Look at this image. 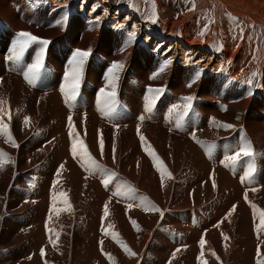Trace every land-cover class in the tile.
Segmentation results:
<instances>
[{"label": "rangeland", "instance_id": "1", "mask_svg": "<svg viewBox=\"0 0 264 264\" xmlns=\"http://www.w3.org/2000/svg\"><path fill=\"white\" fill-rule=\"evenodd\" d=\"M77 1L65 0L64 2L63 0L60 4H58L59 2H56V4L46 2V5H44L43 0H0V71H2L0 72V100L5 101L4 107L8 112V115L3 116L2 119L8 125L11 137L16 144V147H13L12 143L6 141L5 135L0 134V152L6 153L11 160V162L5 163L3 167H0V264H21V262L23 264H32L35 260L38 261V264H42V261L46 262V264H89L88 262H92L91 264H112L113 257L125 254L123 248H121V243L126 244L128 247H137L139 245L138 252L139 248L145 243L147 247L140 251V257H142L140 261L138 259L139 264H156L154 260L159 254L157 251L163 252L166 250V247L164 246L165 249H163L164 247L162 246L165 244L164 240L162 242L160 241L162 240L161 238L156 237V240L153 242L152 239L157 235V230L153 226L152 221L155 220L154 222H157L160 220V212H156L151 218L145 209L139 210L140 214H136L137 208L132 202L133 207L129 209L127 205L130 202L127 200L124 201L125 203H115L113 201L118 200L110 195H105L104 198L99 197L101 196L99 194L101 186H96V180L90 176L80 177L76 173L77 170H81L83 167L79 158L74 159L71 153L72 141L69 136L68 117L71 116L72 124L77 129L76 132L80 138L82 136V140L90 154L105 169L115 172L114 183L121 184L126 182L132 188V182L135 177L139 179L144 177L138 174L140 168L143 166H146L147 169L149 168L147 170L149 175L155 168L152 158L144 150L145 144L142 143L137 132L139 128L140 135L145 137L146 144L151 146L171 173L172 178L169 184H164V187L168 190L170 199L175 201L174 196L179 191V186L182 185L178 183L181 181V177L182 180H185L186 187H189L190 184L195 186L189 189V203L191 206L186 209L190 211V214L195 219L197 214L209 216L212 214L211 208L213 207L221 209V205H217L221 199L230 198L229 190H224L225 187L221 185L223 180L219 179V174H222V177L225 178V185L228 189H230V183L232 186H238L239 183L248 184L243 180L250 179L245 178L242 180L241 178L249 167H254V176L252 178L255 177L257 164L254 162L257 161V156L264 157V153H258V151L262 152L264 149L256 151V148L251 147L250 141H254L256 145L259 144V138L253 136L259 130L261 132V127L264 125V114L251 111L250 109L242 111L241 108L232 105V101L236 99L231 96L230 90H234L235 88L230 87L229 89L225 82L223 84V81H226V75L224 76L219 71L213 72V70H208V63L204 64L202 62L198 64L200 62L196 61L197 64L189 62L183 65L181 62H178L176 56L170 61L164 57L162 58L161 54L146 52L143 39H140V37L129 35L128 32L119 29H109L108 31V27L103 22H88L81 13H74L72 5L74 2L76 4ZM160 1L166 6L163 10L166 14L164 15L162 10L156 14L155 23H153V13L148 16L147 23L144 22L142 17L145 10L144 7L151 8V0H113V3L108 5L107 3H103L110 12L112 9L124 8L135 13L139 20L144 22L143 27L147 29L145 33L152 37L156 34L154 27L159 20V23L169 32V28L174 25L173 23L179 21L180 18L182 20L185 18V30L182 31L184 26L179 25L174 27L170 33L174 38L181 40L183 43L187 42V44H189L188 40H191L193 37L189 38L188 35V29L191 24L196 27V30L198 29L197 34L208 25L206 27V34H196L195 42L205 44L204 49L209 53L214 48L213 41L205 43L204 41L212 28V26H209L212 21L218 22L221 28H225L226 25H233V27H230V31L226 33L228 39H230L231 49H234L235 45H239V48L240 44L245 46V43L247 44L246 49L252 43H254V46L255 44H259L260 35L256 34L257 36H254L253 32L255 30L253 31L249 28L243 31V24L238 22L237 20L239 19L234 18L232 14L229 15L226 12L223 15L213 16L209 8L205 6L197 8L193 0ZM231 1L246 8L244 7V0ZM253 3L256 6L254 7L255 9H258L261 5L264 8V0H255ZM167 7H173L178 12H170L167 10L170 8ZM247 10L249 9L247 8ZM260 12H262V9H260ZM251 13L253 14L252 11ZM189 14L191 16L187 18L186 16ZM230 21L232 23L228 24ZM257 26L255 25L254 27L257 28ZM237 28L239 31H237ZM21 31L31 33L40 39H45L49 43L46 48L36 43L30 45L23 59L19 63H13L8 61L7 57L11 55L12 49L18 39V33ZM220 36L221 34L217 32V38H220ZM245 36L246 38H244ZM235 37H238V39H235ZM241 39L242 42H240ZM244 40H246L245 43ZM249 41H251V44ZM179 47L177 49L174 48L175 53L179 54ZM42 49L43 51H41ZM76 49H90L91 54L85 61L81 72L78 88V93L80 94L77 93L80 100H76L78 102L76 107H71L68 105L61 88L65 83V72L71 66L72 56ZM252 49L250 50L254 52ZM217 51L216 58H219L221 61V51ZM230 52L228 51L227 55H225L226 59H232L234 56L233 50ZM244 54L246 55V53ZM37 56L42 57L43 68L33 86L27 82L23 73L26 66L32 63ZM214 61V59L210 61L212 65H215ZM113 62H121L124 67L120 71L119 79L116 82V112L113 116L106 117L100 111L102 105L99 103V90L106 86L109 75L108 70ZM165 64L167 66L164 71L159 72L160 68ZM158 72L159 74L156 75ZM149 88L160 89L161 92L153 111L146 113L145 105L147 98L151 95L147 91ZM25 90L26 92L28 90V94L20 93ZM188 96L193 98L192 107L188 114L180 119L178 114L172 111V106H182L184 103L183 98ZM58 99H61L62 102L58 103ZM29 101L33 102L30 103ZM61 103H63L64 108H69V110L67 109L68 113H65L66 115L63 114L65 119L58 106H61ZM14 105H17V108H13ZM41 106L44 107L43 110ZM118 109L121 111H117ZM141 116H144L146 119L140 120L139 117ZM25 117L30 118V122L27 125L24 123ZM178 120L181 124L179 128L177 127ZM60 124H62V127L59 128ZM223 125H231L232 127L226 128ZM60 129L65 134H61ZM248 131H252V135ZM100 137H102L104 143L103 155H101L98 144V138ZM63 141L69 144L68 148L67 144H64ZM235 141H237L238 147L247 145L253 152V155L251 157L242 156L235 166H225V163H222V161H224L226 155L230 154V151L233 149L230 144ZM187 142H190L192 147H186L188 145ZM113 147L115 148V152L113 151ZM175 151H188V153L182 159ZM196 152H198L199 158L195 157ZM131 154L133 157L130 156ZM187 156H191L192 159ZM131 157L132 160H136L133 162V165L131 164L132 160L129 159ZM122 158L123 160L120 161ZM200 163L208 166L205 170L207 172L206 175H200L204 174L203 166ZM119 164H121V167H118ZM215 164L217 165L215 166ZM61 165H63L62 169ZM133 166L136 169H133ZM208 168L211 171L207 170ZM241 169L242 171H240ZM58 171L60 172L59 177L56 175ZM136 171L137 173H135ZM156 172L159 174L158 171ZM125 174L128 177H125ZM197 174L204 177L199 183H195L198 177ZM208 175L214 177L210 178ZM95 177L102 181L100 179L102 177L99 174H95ZM54 181L58 182L54 183ZM100 184L103 186L102 182ZM160 185L161 178L159 174L158 179L152 182L154 194H158L157 187ZM249 188L245 190L242 197L238 198V202L234 203L235 210H232V215L235 217V222L237 223L234 225L235 227L230 231L228 230L230 227V215H228L230 206L225 209V214L217 221V225H219L218 227L216 225L217 228L221 226L227 228L229 239L225 242L218 238L207 241H212L214 244L210 245L211 248L205 250L206 257L203 260L207 264H211L212 262V264H218L216 261L223 257L221 253L226 254L224 264H234L231 261H235L234 259L236 258L230 257V248L231 251L237 248L240 253L245 252L246 244L242 236V230L239 232L240 221L246 217L247 206L252 208L255 205V208L257 206L260 207V210H264V183L258 189L260 190L258 193L254 186L250 190ZM61 191L67 193L72 210L62 211L57 215L51 212L53 206L52 197L54 193L58 194ZM250 192L252 195L257 194L255 196L258 199L257 203H251L249 197L252 195ZM153 193L150 191L149 194L154 198ZM146 196L148 201L152 203V197L144 191L143 197ZM119 199L122 200L121 197ZM57 202V207H63L59 200ZM106 203L109 207L108 217L103 216V207ZM240 203H244L247 206ZM122 207L126 208L125 211ZM175 207H177L176 204ZM142 214L144 216L147 215L148 218H144V216H141ZM49 216H51V219H49ZM156 216L158 217L156 218ZM131 218L136 221V227H133ZM124 219L125 221L128 219L132 225L136 232L135 237L127 230ZM194 219L193 221H195ZM225 220L229 226L224 225ZM109 223L113 225V228L106 235L105 230ZM249 223L251 225L250 221ZM76 224H81V226L86 224L88 230L80 232ZM141 224L143 225L141 226ZM152 226L153 228L150 229ZM163 226L165 225H161V231L164 230L165 234L170 231L168 228L166 230V226ZM48 229L52 231L49 232ZM177 229L171 228V231L182 240L183 238L190 237L193 233L186 230L183 231L181 236L179 232L182 230L177 231ZM111 232L118 234L117 239L112 238ZM146 232L152 233V240L150 242L148 241L150 236L146 237ZM205 233H203L204 239ZM41 235L42 238H40ZM88 236L92 239L91 241ZM139 236L141 239H139ZM237 237H240L241 241H238L240 244H234L237 241L233 238ZM51 240H56L55 246L50 242ZM119 240L120 242H118ZM198 240L200 241V238ZM35 241L37 242L36 244ZM101 241L103 242L102 244ZM242 241L243 245L241 244ZM129 242L131 243L129 244ZM94 246L98 249L97 251L94 250ZM157 247H160V249ZM41 248H44L47 257L51 258L49 261L41 258L42 256L39 253ZM78 249L81 254L78 252L80 255L77 253L76 256L74 252ZM204 249H201V252H204ZM189 250H186L188 254L191 251ZM73 255L76 256L75 259H73ZM109 256L111 259L108 258ZM186 256L180 255L179 257H174L173 260L177 264H184V261L187 259ZM19 257L20 259H18ZM117 258H114L115 261L113 260L115 264H131V260L133 261L130 258V261L122 257L119 260ZM125 260L128 262L124 263ZM193 264H195L194 261Z\"/></svg>", "mask_w": 264, "mask_h": 264}, {"label": "bare ground", "instance_id": "2", "mask_svg": "<svg viewBox=\"0 0 264 264\" xmlns=\"http://www.w3.org/2000/svg\"><path fill=\"white\" fill-rule=\"evenodd\" d=\"M41 1V0H40ZM44 1V5H46V2L48 3H52V4H56V2H59L58 4H60V2H63V0H43ZM102 1V2H101ZM237 1V0H236ZM241 1V0H240ZM253 1L255 0H244V7L246 8H243V6H240V5H237L235 2H232L231 0H193L195 6L197 8H201V6H205L206 8H209L210 11L213 13L212 15L213 16H219V15H223L224 13H228L229 15L232 14V16L236 19H239L237 20L238 22H241L243 25H242V30L244 31L245 29L247 30L248 28L251 30H255L253 32V35L255 36L256 34L260 37H259V41L258 43L259 44H255L254 46V43L251 44V41H249V43L251 44L250 46H247L248 48L246 49V40H244V43H245V46L240 44V48H239V45H235L234 49L230 48V39H228L227 37V32L230 31V27H233V25H229V26H225V20L223 21L224 26L225 28H221L219 26V23L216 22V21H212L211 24L209 26H212L209 34L207 35V38L206 40L204 41L205 42H208V41H213V44H214V48L213 50L209 52H207L205 49H204V45L205 44H199L197 41L195 42V36L197 34V30H196V27L191 24L189 26V29H188V35H189V38L191 36H193L191 38V40H188V43L185 42L183 43L181 40L179 39H176L172 36V34L170 32H172V29L176 26H184L182 31L185 30V18L184 20H182V18H180L179 21H176L175 23H173L171 26V28H169V32L167 30H165L164 26H162V24L159 23H156L155 27H154V32H156L155 36H150L148 34H146V30L147 29H144L143 25H144V22L147 23V20L149 19L148 16H150L151 13L155 12V14H158L160 13V11L163 10L166 8V6L160 1V0H151V8L148 9V7H144V11H143V20L144 22L140 21L139 18L136 16L135 13L131 12V11H128L127 9H112L111 12L110 10H108L106 8V6L104 5V3H107L108 4H111L113 3V0H78L75 4V2L73 3L72 5V11L74 13H81L82 16L85 18L86 21L88 22H92L94 23V21H101L105 24V26H107V30L109 31V29H119L121 31H124V32H128L129 35H132L133 33H135L136 36L140 37V39H143V44H144V47H145V51H149V52H152V53H157V54H161L162 55V58L164 57L165 59L167 60H170L173 59L174 56L177 57V60L178 62H181L183 65H186L187 63L189 62H192V63H196V61L200 62L198 64H201L202 62H204V64H207L208 63V70H213V72H221L224 74V76L226 75V81H223V84L224 82L228 85V88L230 89V87H233L235 88L234 90H230L231 92V96L235 97L236 100H233L232 101V105H235L237 108H241L242 111H245L246 109L247 110H251V111H255V112H258L260 114H264V8L263 6L261 5V7H259L258 9H255L253 4ZM65 2V0H64ZM104 2V3H103ZM250 3V5H249ZM51 4V6H52ZM54 6V5H53ZM116 7V6H115ZM167 8H170V7H167ZM247 8L250 10H247ZM260 9H262V12H260ZM169 10L170 12L172 11H176L175 8H170V9H167ZM169 11H167L169 13ZM251 11L253 12V14L251 13ZM161 12V13H162ZM178 12V11H176ZM164 13V12H163ZM162 13V14H163ZM255 13V15H254ZM141 14V13H140ZM166 13H164L165 15ZM261 14V15H260ZM211 15V13H210ZM211 15V16H212ZM189 16H191V14L187 15L186 17L188 18ZM263 16V17H262ZM147 17V19H146ZM157 18V17H156ZM226 18V17H224ZM228 18V17H227ZM170 19V17H169ZM70 20V18H69ZM73 20V19H72ZM152 20V19H151ZM232 20V19H231ZM168 21V20H167ZM207 21V20H206ZM221 21V20H220ZM228 21V20H226ZM188 22V21H187ZM190 22V21H189ZM201 23V22H200ZM210 23V21H209ZM232 23L231 21L228 23L230 24ZM237 23V22H236ZM188 24V23H187ZM202 24V23H201ZM222 24V23H221ZM220 24V25H221ZM238 25V24H237ZM255 25H258L257 28H255L254 26ZM208 26V25H207ZM205 26V30L202 29V31L197 34V35H201V33L206 34V27ZM223 26V24H222ZM241 26V25H240ZM238 27V26H237ZM199 28V27H198ZM236 29V28H235ZM94 30V29H93ZM233 30V29H232ZM115 31V30H113ZM237 31L238 28H237ZM241 31V29H240ZM242 31V32H243ZM217 32L221 34L220 38H217ZM261 34H260V33ZM145 33V35H143ZM238 33V32H237ZM246 33V32H245ZM99 34V33H98ZM195 34V35H194ZM232 34V33H231ZM252 34V33H251ZM234 36H236L235 33H233ZM244 35V34H243ZM248 35V33H247ZM246 35V36H247ZM256 35V36H257ZM246 36L244 38H246ZM249 36V35H248ZM200 37V36H198ZM197 37V38H198ZM242 37V36H241ZM234 38V37H233ZM238 39V37H235V39ZM243 38V39H244ZM256 38V37H255ZM232 39V38H231ZM258 39V38H257ZM186 40H187V37H186ZM250 40V39H249ZM234 41V40H233ZM232 42V41H231ZM242 42V39L241 41ZM130 43V42H129ZM128 43V45H129ZM187 44V45H186ZM232 44V43H231ZM115 45V44H114ZM226 45V46H225ZM116 46V45H115ZM126 46V45H125ZM179 47V54L178 53H175L174 51V48H178ZM228 46V47H227ZM232 46V45H231ZM117 47V46H116ZM130 47V46H129ZM243 47V48H241ZM253 49H252V48ZM84 48V46H83ZM114 48V47H113ZM123 48V47H122ZM134 48V47H133ZM231 49V50H230ZM250 49L254 50L251 51ZM257 51H256V50ZM123 50V49H122ZM221 51V55H222V60L220 61L219 58H216V55L218 53V51ZM233 50V53H234V56L232 57V59H226L225 55H227V52L229 51H232ZM231 53V52H230ZM246 53V55L244 54ZM239 54V56H238ZM127 55V54H126ZM132 55V54H131ZM230 55V54H229ZM133 56V55H132ZM232 56V55H231ZM228 57V56H227ZM215 60V65H212V63L210 62L211 60ZM206 60V61H204ZM220 62H222L220 64ZM224 63V65H223ZM3 64V63H2ZM197 64V63H196ZM58 65V64H57ZM212 65V66H210ZM206 69V68H205ZM2 72V71H0ZM253 73H255V76H253ZM215 74V73H214ZM199 75V74H198ZM220 75V73H219ZM2 76V75H1ZM208 76V75H207ZM205 77V76H204ZM199 78V77H198ZM249 80H251V83H249ZM5 81V80H4ZM3 81V82H4ZM99 82V81H98ZM20 85V84H19ZM22 86V85H20ZM24 87V86H23ZM26 87V86H25ZM227 87V86H226ZM20 88V87H19ZM25 89V88H24ZM16 90V89H15ZM20 92V91H18ZM20 93H27L28 94V90L26 92L25 91H21ZM37 98V97H36ZM57 99V97H56ZM26 100V99H25ZM30 100V99H29ZM37 100H39L37 98ZM45 100V99H44ZM92 100V99H91ZM40 101V100H39ZM30 102V101H29ZM33 102V101H32ZM30 102V103H32ZM35 102V101H34ZM43 102V101H42ZM59 102H62L61 99H58V103ZM88 102V101H87ZM93 103V102H92ZM48 104V103H47ZM53 104V103H52ZM31 105V104H30ZM17 105H14V107H16ZM59 106V109H60V112L63 116V118L65 119L64 115H66L65 113H68V110L69 108H64L63 107V103H61V106ZM95 106V105H94ZM17 108V107H16ZM42 110L44 109L43 106H41ZM68 109V110H67ZM41 110V109H40ZM41 110V111H42ZM15 111V110H14ZM58 113V112H57ZM88 113V112H87ZM53 114V113H52ZM64 114V115H63ZM57 116V114H56ZM60 117V116H59ZM243 117V116H242ZM58 118V117H57ZM146 119V118H145ZM236 122V121H235ZM242 122V121H241ZM93 124V123H92ZM82 125V124H81ZM96 125V124H95ZM119 125V124H118ZM92 126V125H91ZM126 126V125H125ZM62 127V124L59 125V128ZM80 127V126H79ZM78 127V128H79ZM84 127V126H83ZM93 127V126H92ZM258 128V127H257ZM82 129V128H81ZM261 132L259 130L258 133L254 134L253 137H258L259 138V144H254V141H250V144H251V147L253 148H256V151L257 150H263L264 149V125H262L261 127ZM61 130V129H60ZM77 130V129H76ZM83 131V130H82ZM94 131V130H93ZM258 131V130H257ZM79 132V131H78ZM149 132V130H148ZM194 132V131H193ZM250 135H252V131H248ZM61 134H65L64 131H60ZM83 133V132H82ZM81 133V134H82ZM86 133V132H85ZM254 133V132H253ZM133 134V133H132ZM87 135V134H86ZM100 135V134H99ZM84 136V135H83ZM88 136V135H87ZM91 136V135H90ZM89 137V136H88ZM96 137V136H95ZM186 137V136H185ZM93 138V137H92ZM101 138V137H100ZM216 138V137H215ZM81 139H82V136H81ZM149 139V138H148ZM188 139V137H187ZM231 139V138H230ZM90 140V139H89ZM257 142V141H256ZM4 143V142H2ZM64 143V141H63ZM66 143V142H65ZM64 143V144H65ZM95 143V141H94ZM118 143V142H117ZM188 145H186V147L189 148V146L192 147V144L190 142H187ZM67 144V148L69 147V144ZM99 144V143H98ZM104 144V143H103ZM122 144V143H121ZM91 145V144H90ZM182 145V144H181ZM232 146V150L230 151V154H232L235 150H237L239 147L237 145V141L233 142L232 144H230ZM249 145V144H248ZM256 145V146H255ZM89 147V146H88ZM91 148V147H90ZM114 148V147H113ZM127 148V147H125ZM130 148V147H128ZM136 148V147H135ZM131 150V149H130ZM134 150V149H132ZM137 151V150H136ZM142 151V150H141ZM229 152V151H228ZM134 153H136L134 151ZM138 153V152H137ZM175 153L178 154V156H180L182 159L183 157L188 153V151H175ZM258 153H264V151L262 152H259ZM125 154V153H124ZM257 154V152H256ZM137 155V154H135ZM134 155V156H135ZM139 155V154H138ZM130 156L133 157V155L131 154ZM101 157V156H100ZM120 157V156H119ZM127 157V156H126ZM129 157V156H128ZM132 157L129 158L132 160ZM188 158H191V156H187ZM195 157L196 158H199V154L198 152L195 153ZM194 158V157H193ZM139 159V157H138ZM254 159V158H253ZM123 160L120 159V161ZM126 160V159H124ZM148 160V159H147ZM168 160V159H167ZM194 160V159H193ZM192 160V162H193ZM201 160V159H200ZM219 160V158H218ZM243 160V159H242ZM248 160V159H247ZM257 161H255L254 163L257 164V172L255 174V177L250 179V180H243L245 183H248L247 185L246 184H240L238 186H232V184L230 183V189H228L225 185V178L222 177V174H219V179L223 180L222 182V186L225 187L224 190H229V195H230V198H223L221 199L220 203H218L217 205L220 206L221 205V209L219 208H211V212L212 214H210L209 216H203V215H200V214H197L196 215V218L194 219V216L192 214H190V211L186 210L188 207L191 206V204L189 203V200H190V193H189V189H192L194 188L195 186L193 184H190V186L186 187L185 186V180L183 179L182 180V177H181V181H179L178 183H181L182 185L179 186V191L177 192V194L174 196L175 198V201H172L169 197V194H168V190L167 188H165L164 186L162 187L161 185L157 187L158 189V194H154L153 191H152V182L154 180H157L158 177H159V174H157V170L156 168H154L151 172V174L149 175L148 174V169L146 168V166H143L142 168H140L138 170V174L139 175H142V176H148L147 177H141L140 179L139 178H134V181L132 182V186L133 188L136 190L135 191V195L136 196H143L144 195V191L147 195L151 196L150 191L153 193L154 195V198L152 197V204L159 208L161 210V212H163V215H161L160 213V220L157 221V222H154L152 221L153 223V226L155 227V229L157 230V235L154 236L152 239H153V242L156 240V237H159L161 238L163 242L164 240V245H162L163 247L165 246L166 247V250L163 251V252H160V251H157L159 252V254L156 256L157 258L154 260V262L156 264H177L173 258L174 257H179L180 255H187V259L189 260H185L184 261V264H193V261L195 262V264H201L200 261L201 259H203L204 257H206V252L205 250H208L210 247V245H214L213 242H207V241H210V240H214L215 238H218L220 239L221 241H224L225 240L223 239V236H222V233L224 235H227V228H223L222 226L220 228H217L216 225H217V221L225 214L226 212V208L230 206V211H231V214H230V227L228 228V230H232L236 225L237 223L235 222V217L232 215V208L234 206V203H237L238 202V198L239 197H242L245 190L247 188H251L254 186V188L257 190V193L260 192V190H258L264 183V157H259L257 156ZM136 161V160H135ZM134 160H132L131 164L133 165V162H135ZM145 161V160H144ZM187 161V160H186ZM214 161V160H213ZM139 162V161H138ZM242 162V161H241ZM240 162V163H241ZM249 162V161H248ZM251 162V161H250ZM127 164V162H125ZM204 163V162H203ZM108 164V163H107ZM140 164V162H139ZM202 163H200L201 165ZM218 164V163H217ZM215 164V166L217 165ZM252 164V163H251ZM121 164H119L118 167H121L120 166ZM129 166V164H127ZM135 165V164H134ZM247 165V164H246ZM250 165V164H249ZM183 166V165H182ZM203 166V170H204V174H200V175H206L207 172L205 171L206 170V166L205 164H202ZM132 167V166H131ZM135 166H133V169H136L134 168ZM140 167V166H139ZM219 167V166H218ZM123 168V167H122ZM128 168V167H127ZM130 168V167H129ZM214 168V167H213ZM121 169V168H120ZM124 169V168H123ZM75 170V169H74ZM188 170V169H187ZM191 170V169H190ZM189 170V171H190ZM207 170H210L211 169H207ZM220 170V169H218ZM231 170V169H230ZM116 171V170H115ZM151 171V170H150ZM193 173H195L194 170H192ZM191 171V172H192ZM239 171V170H238ZM242 171V169L240 170ZM128 172V171H126ZM182 172V171H181ZM185 172V170H184ZM188 172V171H187ZM186 172V174H187ZM190 172V173H191ZM219 172V171H218ZM78 175L80 177L84 176H90L92 177V179H95L96 180V186L99 187L101 186V189H99V194L101 196H99L100 198H104L105 195H110L111 197H114L116 200L118 201H113L115 203H125L124 201L127 200L129 201L130 203L132 202V204H134L137 208V212L136 214H140V211L139 210H143L144 207H141V206H137V204L139 203L138 200H128L124 197H121L122 200H120L118 198V196H113V192L116 190V186L118 185V183H114V181L112 183H110L107 187H105L104 185L102 186L100 183L102 181H100L98 178L95 177V174L94 173H90L88 171H85V169H81V170H77ZM115 173V172H114ZM124 173V172H123ZM122 173V175H124ZM137 173V171L135 172ZM183 173V172H182ZM192 173V174H193ZM213 173V172H212ZM238 173V172H236ZM119 174V173H118ZM134 174V173H133ZM196 174V173H195ZM210 174V172H209ZM132 175V174H131ZM198 177L196 178L195 180V183H199L202 181V179L204 177L200 176L199 174H197ZM214 175V174H213ZM236 175V174H235ZM240 175V174H239ZM130 176V175H129ZM181 176V175H180ZM183 176V175H182ZM209 176V175H208ZM224 176V175H223ZM125 177H128V175L125 174ZM210 177V176H209ZM214 177V176H213ZM213 177H210V178H213ZM228 177V176H227ZM184 178V177H183ZM85 179V178H84ZM102 179V178H100ZM121 179V178H120ZM133 179V177H132ZM227 179V178H226ZM242 179V178H241ZM117 181V180H116ZM115 181V182H116ZM123 181V179H122ZM129 181V179H128ZM210 181V180H209ZM80 182V181H79ZM83 182V181H82ZM121 183V181H119ZM170 182V179H166L165 178V181H164V184H169ZM218 182V181H217ZM85 183V182H84ZM213 183V182H212ZM198 185V184H197ZM210 186V185H209ZM192 187V188H191ZM217 188V187H215ZM249 188V190H250ZM106 189V190H105ZM175 189V188H174ZM263 189V187H262ZM74 190V189H73ZM72 190V191H73ZM81 190V189H80ZM223 191V190H222ZM263 191V190H262ZM225 192V191H224ZM247 192V191H246ZM252 192V191H251ZM250 192V193H251ZM176 193V191H175ZM249 193V194H250ZM94 194V193H93ZM199 194V193H198ZM223 194V193H222ZM219 195V194H218ZM252 195V193H251ZM257 194H254L252 196L249 197V199H251V203H257L258 199L255 198ZM97 196V195H96ZM248 196V195H246ZM147 197V196H146ZM97 199V198H96ZM199 199V198H198ZM100 200V199H99ZM110 200V199H109ZM217 200V199H216ZM219 200V199H218ZM98 201V199H97ZM101 201V200H100ZM112 202V201H111ZM128 202V203H129ZM248 202V201H246ZM58 203V202H57ZM254 203V204H255ZM175 204L177 205V207H175ZM241 204V203H240ZM63 205V204H61ZM241 205H244V206H247L245 205L244 203L241 204ZM82 206V205H81ZM201 206V205H200ZM252 206V205H251ZM62 208V206H60ZM96 207V206H95ZM248 209H247V214H245V219L244 220H241V224L239 226V232H241L242 230V236L244 237V242H245V247H246V250L245 252L243 251V253H240L238 251L237 248H234L235 250L234 251H231V248H230V245H229V248H230V257H234L236 259H234L235 261H231V262H234V264H257L258 262V259H260V257H257V248L259 247L261 252L264 253V232L262 231H259L257 229V224L259 223V219H258V214L255 212L253 206L252 208L247 206ZM246 207V208H247ZM125 211L126 208L122 207ZM260 207H257L256 206V209H259ZM191 209V208H190ZM72 210V209H71ZM199 210V209H198ZM229 210V209H228ZM240 210V209H239ZM242 210V209H241ZM78 211V210H77ZM99 211V210H98ZM242 212V211H241ZM75 213V211H74ZM79 213V212H78ZM142 213V212H141ZM204 213V212H203ZM240 213V212H239ZM238 213V214H239ZM148 216L152 218V216H154L156 214V212H153V211H148ZM76 215V214H74ZM242 215V214H241ZM141 216H144L143 214ZM148 216H144V218H148ZM156 216V218L158 217ZM228 216V215H227ZM244 216V214H243ZM249 216V217H248ZM98 217V216H97ZM134 218V217H133ZM143 218V217H142ZM149 218V219H151ZM244 218V217H243ZM242 218V219H243ZM76 219V218H75ZM154 219V218H153ZM152 219V220H153ZM193 219L195 221H193ZM132 220V218H131ZM139 220V219H138ZM146 220V219H145ZM91 221V220H90ZM141 221V220H140ZM249 221L251 222V225L249 223ZM79 222V220H78ZM146 222H148L146 220ZM224 225H227V222L226 220L224 221ZM124 223L126 224L127 226V230H129L130 234L134 235V237L136 236V232L134 231L132 225L129 223L128 219H124ZM142 223V222H141ZM221 223V222H220ZM74 224V223H73ZM140 224V223H139ZM149 224V222H148ZM165 225L163 227L170 229L169 232H167L165 234V231L162 230L161 231V225ZM222 224V223H221ZM78 225L79 227V231L80 232H85L88 230V226L85 224L84 226H81V224H76ZM143 224H141L142 226ZM146 225V223H145ZM152 225V224H151ZM147 226V225H146ZM153 226L150 228L152 229ZM90 227V226H89ZM121 227V226H120ZM188 227V228H187ZM76 228V227H75ZM144 228V226H143ZM148 228V227H147ZM171 228L172 229H175V228H178L177 231H181L179 232V234L182 236V233L183 231H186L189 232H193L190 237H187V238H183L182 239H179L178 235L173 233L171 231ZM137 229V228H136ZM92 230V229H91ZM126 230V229H125ZM201 230V231H200ZM139 231V230H137ZM149 231V230H147ZM154 231V230H152ZM176 231V230H175ZM42 232V231H41ZM145 232V231H144ZM150 232V231H149ZM205 233V245L206 247H204V252H203V257L201 258V247H200V244H199V238L201 240V238L203 237V233ZM232 232V231H231ZM128 233V232H127ZM80 234V233H79ZM129 234V235H130ZM151 234L152 233H148L146 232V237L150 236L148 238V241L150 242L152 239H151ZM164 234V235H163ZM39 235V234H38ZM43 235V234H42ZM42 235L40 236V238H42ZM111 235V234H110ZM144 236V234H142ZM186 235V233H185ZM187 236V235H186ZM228 236V235H227ZM89 237V236H88ZM132 238V237H131ZM204 238V237H203ZM240 238V237H239ZM238 237L237 238H233L235 241H237L236 243L234 242V244H238L241 240L239 239ZM242 238V237H241ZM139 239L140 236H139ZM89 240L91 241L92 239L89 237ZM180 240V242H178ZM125 241V240H124ZM146 241V240H145ZM239 241V242H238ZM95 242V240H94ZM106 242V241H105ZM120 242V240H119ZM135 242V240H134ZM159 242V241H158ZM217 242V241H216ZM220 242V241H219ZM230 242V241H229ZM37 242L35 241V244ZM110 243V242H109ZM126 243V242H125ZM131 242H129L130 244ZM39 244V243H38ZM82 244V243H81ZM233 244V243H232ZM233 244V245H234ZM240 244V243H239ZM241 244L243 245V241L241 242ZM95 245V244H94ZM132 245V244H131ZM217 245V244H216ZM219 245V244H218ZM33 246V245H32ZM82 246V245H81ZM84 246V245H83ZM104 246V245H103ZM139 246V245H138ZM138 246L137 247H134V246H130L128 247L129 249H131L132 252L135 253L134 256L126 253L124 251L125 254H119L118 256H115L113 257L112 259V264H115V260L114 258H117V260H119L121 257L123 259H133V261L131 260V264H139V261L141 259L140 257V251L144 248H146V244L144 243V245L142 247L139 248V252L137 251L138 249ZM161 246V245H159ZM186 246V247H184ZM220 246V245H219ZM88 247V246H87ZM165 247L163 249H165ZM240 247V246H239ZM122 248V247H121ZM160 249V247H157ZM214 248V247H213ZM217 248V247H216ZM32 249V247H31ZM77 249V248H76ZM85 249V248H84ZM105 249V248H104ZM162 249V250H163ZM177 249H179V251H176ZM190 249L189 251V254L186 250ZM245 249V248H244ZM94 250L97 251L98 249L95 248L94 246ZM92 250V251H94ZM219 250V249H218ZM225 250V249H224ZM25 251V250H24ZM33 252H35L34 250H32ZM37 251V250H36ZM64 251V250H63ZM69 251V250H68ZM88 251V250H87ZM91 251V252H92ZM226 251V250H225ZM38 252V251H37ZM80 253L79 249L74 252L77 256V253ZM100 252V251H99ZM138 252V253H137ZM212 252V250H211ZM30 253V252H29ZM40 253V252H39ZM49 253V252H48ZM78 253V255H80ZM84 253V252H83ZM175 253V255H173ZM208 253V252H207ZM219 253H221L219 251ZM32 254V253H30ZM29 254V255H30ZM34 254V253H33ZM19 255V254H18ZM49 255V254H48ZM221 255H223L222 259H219V260H215L218 264H224V261H225V258H226V254L224 253H221ZM22 256V255H21ZM20 256V257H21ZM76 256L73 255V259L76 258ZM82 256V255H81ZM114 256V255H113ZM20 257L18 259H20ZM32 257V256H31ZM221 257V256H220ZM30 258V257H29ZM42 259H44L45 261H49L51 258H48L47 257V254H45L43 257H41ZM59 258V257H58ZM36 259V258H34ZM63 259V258H62ZM68 259V258H67ZM129 259V261H130ZM139 259V261H138ZM144 259V258H143ZM114 260V261H113ZM124 261L125 262H128V261ZM192 260V261H190ZM231 260V259H230ZM24 261V259H23ZM33 261V260H32ZM52 261V260H51ZM11 262V261H10ZM26 262V261H25ZM35 262V263H34ZM32 262V264H38V261H34ZM69 262V260H68ZM123 262V261H122ZM53 263V262H52ZM89 264H91L92 262H88ZM210 263V262H209ZM213 263V262H212ZM211 263V264H212ZM4 264V263H3ZM21 264H23L21 262ZM30 264V263H29ZM42 264H46V262L42 261ZM51 264V263H50ZM54 264V263H53ZM56 264V263H55ZM77 264V263H76ZM80 264V263H78ZM127 264H130V263H127ZM215 264V263H214ZM229 264V263H228Z\"/></svg>", "mask_w": 264, "mask_h": 264}, {"label": "snow or ice", "instance_id": "3", "mask_svg": "<svg viewBox=\"0 0 264 264\" xmlns=\"http://www.w3.org/2000/svg\"><path fill=\"white\" fill-rule=\"evenodd\" d=\"M156 22V14L153 12V23ZM135 36V33L132 34ZM203 35V33H201ZM39 44L43 46V48H46L49 41L45 39H40L36 37L35 35H32L31 33L21 31L18 33V39L16 41V44L14 45L12 49L11 55L7 57L8 61H11L13 63H19L29 48L30 45L32 44ZM43 51V49L41 50ZM91 54V50H80L76 49L73 53L72 60H71V66L68 71L65 72V83L61 88L62 93L65 96V99L67 102H74L76 100V96L78 93V88L80 84V78H81V72L83 65L85 61L88 59V57ZM167 65L165 64L162 66L159 70V72H163L165 67ZM124 65L121 62H113L108 70L109 75L107 78V83L105 87H102L99 90V103L102 105L100 107V111L106 116V117H111L115 114L116 112V82L119 79V73L122 71ZM43 68V61L41 56H37L34 61L26 66V69L24 70V77L27 80V82L31 85H35V82L37 78L40 75V72L42 71ZM159 72L156 74L158 75ZM253 76H255V73H253ZM154 78V77H153ZM249 83H251V80H249ZM151 95L147 98V103L145 105V112L146 113H151L153 111V108L156 104L157 99L159 98L160 89H152L149 88L147 90ZM184 103L182 106L180 105H173L172 106V111L177 113L179 118L182 119L183 116H186L189 112V110L192 107V100L193 98L191 96L184 97L183 98ZM5 101L0 100V134H4L6 137V141L12 143L13 147H16V144L14 140L11 137V134L9 132L8 125L3 122V116L8 115L7 110L4 107ZM145 117L141 116L139 117L140 120H143ZM30 118L25 117L24 118V123L25 125L29 124ZM68 127H69V136L71 137V153L73 158H79L81 166L85 169V171H88L90 173L94 174H99L102 177V183L105 187H107L110 183H112L115 173L105 169L103 165L99 164L96 159L90 154L88 151L87 146L85 145L84 141L80 138V136L77 134L75 127L72 124V118L71 116L68 117ZM177 127H181V124L179 120L177 121ZM223 127L230 128L232 127L231 125H223ZM138 135L140 136V140L142 143L145 144V151L147 154L152 158L154 162V166L156 170L160 174L161 178V186H164V181L165 178L171 179V173L167 170L163 162L160 160V158L156 155V153L153 151L150 145H147L145 142V137L143 135H140L139 128L137 130ZM195 138V137H193ZM98 143L100 146L101 150V155H103V139L98 138ZM115 152V148L113 149ZM253 155V152L250 150V148L247 145H242L240 146L237 150H235L232 154L226 155L224 157V161L222 163H225V166L232 165L235 166L239 161L240 158L243 157H251ZM11 162L10 158L7 156L6 153L0 152V167H3L5 163ZM61 169L63 168V165L60 166ZM57 177L60 176V172H57ZM254 176V167H249V169L244 173V176L242 177V180L247 178L251 179ZM58 181H54V183H57ZM215 187V185H214ZM135 189L132 188L130 185H127L126 182H123L121 184H118L116 186V190L113 192V196H118V197H124L128 200H138L139 203L137 206L144 207L146 211H153V212H160L161 215H163V212L159 208H157L155 205H153L150 201H148L147 197L143 196H136L135 195ZM255 191V189H253ZM247 199V197H245ZM53 206L51 208V212L55 214H59L62 211H70L71 210V205L68 200V196L66 192H59L54 193L53 197ZM57 200L60 201V203L63 204V207H57L56 202ZM127 207L130 209L133 207L131 203L127 205ZM253 208L255 212L258 214V219L259 223L257 224V229L259 231L264 232V210L256 209L255 205H253ZM235 210V206H233V209ZM231 214V211L228 213V215ZM103 216L108 217L109 216V207L108 204L106 203L103 207ZM49 219H51V216H49ZM131 223L133 227H136V221L131 220ZM218 226V225H217ZM47 228V225H46ZM113 228V225L109 223L107 225V229L105 230V234H109V230ZM137 230H139L137 228ZM49 232H51V229H48ZM113 239H117L118 234L116 232H111L110 233ZM223 239L227 241L229 238L227 235H224L222 233ZM54 246L56 244V240H51L50 241ZM119 242V241H118ZM103 242L101 241V244ZM206 241L202 237L201 240L199 241L201 249L204 248ZM121 247L124 249L126 253L129 255H135L134 252L131 251V249L128 248L126 244L121 243ZM176 251H179L177 249ZM40 254L43 257L45 255V250L44 248H41ZM175 255V253L173 254ZM203 257V252H201V258ZM257 257H260L258 259L257 264H264V253L261 252L260 248H257ZM111 259V257H108ZM201 264H207L206 261L201 259Z\"/></svg>", "mask_w": 264, "mask_h": 264}]
</instances>
